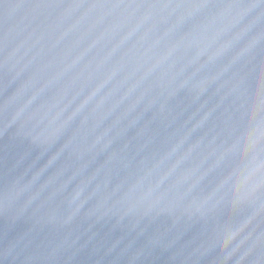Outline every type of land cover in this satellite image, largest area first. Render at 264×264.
Returning a JSON list of instances; mask_svg holds the SVG:
<instances>
[{"label":"water","instance_id":"water-1","mask_svg":"<svg viewBox=\"0 0 264 264\" xmlns=\"http://www.w3.org/2000/svg\"><path fill=\"white\" fill-rule=\"evenodd\" d=\"M0 264H264V0H0Z\"/></svg>","mask_w":264,"mask_h":264}]
</instances>
